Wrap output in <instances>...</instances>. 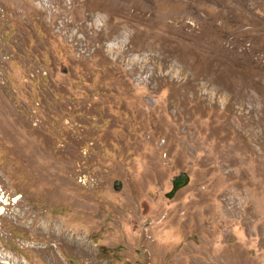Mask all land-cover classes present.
Wrapping results in <instances>:
<instances>
[{"label": "rangeland", "instance_id": "rangeland-1", "mask_svg": "<svg viewBox=\"0 0 264 264\" xmlns=\"http://www.w3.org/2000/svg\"><path fill=\"white\" fill-rule=\"evenodd\" d=\"M0 264H264V0H0Z\"/></svg>", "mask_w": 264, "mask_h": 264}, {"label": "water", "instance_id": "water-1", "mask_svg": "<svg viewBox=\"0 0 264 264\" xmlns=\"http://www.w3.org/2000/svg\"><path fill=\"white\" fill-rule=\"evenodd\" d=\"M188 182L189 175L186 172H181L180 174L173 176L171 180L172 188L168 193H166V196L172 197L178 189L185 186Z\"/></svg>", "mask_w": 264, "mask_h": 264}, {"label": "bare ground", "instance_id": "bare-ground-1", "mask_svg": "<svg viewBox=\"0 0 264 264\" xmlns=\"http://www.w3.org/2000/svg\"><path fill=\"white\" fill-rule=\"evenodd\" d=\"M98 5H99V4H97V3L94 4V5H93V4L90 5V2H89V4H88L87 6H85V7H86V9L88 8L87 11H89V13H90L91 11L94 12V9H98V8H100V5H99V6H98ZM83 6H84V5H83ZM101 6H103V5H101ZM85 7H84V8H85ZM89 13H88V14H89ZM92 14H94V13H92ZM76 16H77V15H76ZM88 16H89V15H88ZM77 19H78V18H77ZM70 25H71V24H70ZM101 39H102V38H101Z\"/></svg>", "mask_w": 264, "mask_h": 264}]
</instances>
